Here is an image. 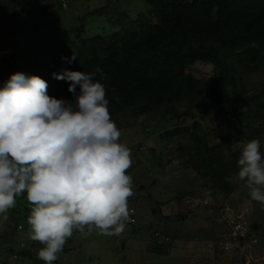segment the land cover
<instances>
[{"label": "trees", "instance_id": "1", "mask_svg": "<svg viewBox=\"0 0 264 264\" xmlns=\"http://www.w3.org/2000/svg\"><path fill=\"white\" fill-rule=\"evenodd\" d=\"M145 1L154 19H131L120 13L119 19H131L132 24L106 35L86 36L80 26L75 29V40L69 38L66 47L58 41L56 49L23 50L24 61L17 67L45 79L50 96L67 100L74 99L68 82L55 79L53 73L66 68L93 73V79L107 88L112 119L131 106L147 107L163 119H176L161 136L181 135L191 144L173 149L176 154L170 170L178 171L193 162L199 176L227 197L233 181L225 178L238 171L241 143L253 138L264 141V76L251 77L264 69V0ZM54 3L56 0H0L4 36L24 35L35 20L33 12L46 11ZM105 10L101 6L94 11ZM72 56L76 58L70 63L62 59ZM195 62L211 64V75L196 77L188 70ZM191 113L198 119L189 125L177 124ZM199 119L214 123L216 134ZM235 141L240 145L226 154ZM145 148L136 146V150ZM21 210L17 213L30 214V205ZM33 242L34 252L29 256L34 264H45L37 257L44 245ZM67 249L63 247V251ZM53 264H58L57 259Z\"/></svg>", "mask_w": 264, "mask_h": 264}, {"label": "rangeland", "instance_id": "2", "mask_svg": "<svg viewBox=\"0 0 264 264\" xmlns=\"http://www.w3.org/2000/svg\"><path fill=\"white\" fill-rule=\"evenodd\" d=\"M101 6L106 10L94 11ZM123 12L131 19L138 16L154 19L155 16L145 0H56L46 11L33 12L35 20L30 22L24 35L4 36L0 22V87L12 73L20 71L17 66L24 61L23 50L56 49L60 47L58 41L66 47L69 38L75 40V29L80 26L86 36L113 33L132 24L131 19L118 18ZM8 56L12 58L9 62L5 60ZM188 70L196 77L207 78L212 65L195 62ZM256 72L251 77L264 76V69ZM196 118L191 113L177 124L189 125ZM113 120L121 133L120 142L131 149L133 163L127 174L132 177L134 195L129 197L128 207L135 211V222L127 220L123 233L112 236L101 234L91 225L83 226L85 232L88 227L93 228L84 236L74 228L63 246L68 249L58 253V264H223L219 262L221 255H214L209 244L230 233L228 220L234 232L247 228L251 222L258 224L257 228L246 229L243 242L250 245L252 258L264 255V206L250 198L243 181L233 180V189L225 197L221 190L210 186L209 180L199 176L193 162L178 171L170 170L174 164L170 160L176 154L173 149L191 144L181 135L161 136L163 130L173 127L176 119H163L147 107L131 106L116 114ZM200 122L211 134H216L214 123L208 119ZM240 143L235 141L226 154ZM140 144L146 148L136 150ZM260 150L264 151V141ZM165 162L168 163L165 165ZM196 196L205 199L207 204L198 208L187 203ZM182 203L191 208L186 209ZM24 206L29 207L26 194L17 197L16 206L8 211L6 219L0 214V264H34L29 256L34 252L31 246L34 242L29 238V213H17ZM180 208L187 214L186 218L174 216V210ZM18 224L21 229H17ZM154 232L160 236L153 238ZM253 238L258 240V248ZM20 241L22 250L18 247ZM230 245L232 261L247 259V254L234 241ZM154 246V251H148Z\"/></svg>", "mask_w": 264, "mask_h": 264}, {"label": "clouds", "instance_id": "3", "mask_svg": "<svg viewBox=\"0 0 264 264\" xmlns=\"http://www.w3.org/2000/svg\"><path fill=\"white\" fill-rule=\"evenodd\" d=\"M93 75L67 68L53 73L68 82L72 100L50 96L45 79L20 71L0 87V214L6 219L26 194L29 238L44 245L37 257L45 264H53L74 228L82 236L93 231L85 232V225L120 235L130 215L131 149L120 142L107 88ZM260 148L257 138L242 142L238 171L225 179L243 181L250 198L264 206Z\"/></svg>", "mask_w": 264, "mask_h": 264}, {"label": "flooded vegetation", "instance_id": "4", "mask_svg": "<svg viewBox=\"0 0 264 264\" xmlns=\"http://www.w3.org/2000/svg\"><path fill=\"white\" fill-rule=\"evenodd\" d=\"M214 199H215V195H214ZM190 200L191 201H189L187 203L192 204V206H195L198 208H201V205L207 204L206 200L202 199L199 196H196L195 198H192ZM183 205L186 209L191 208L190 206H186L185 203ZM220 208H221L220 210H223V206H220ZM223 212L224 211H222V213ZM173 213H174V216H177V217H181V218L187 217V214L183 213L181 208L175 209ZM209 214L210 215L212 214V210L210 211ZM228 218H227V220H228ZM228 224L231 226L230 233H226L224 238H222V240H213L209 244L211 247L210 251L214 255H219V254L221 255L219 262H221L223 264H264V255L259 256L257 258L256 257L252 258L251 254H250V252H251L250 245H245L243 242L244 238H245L246 229H253V226H255V225L258 226V224H256L255 222H251V223L247 224V226H248L247 228H243L240 232H237V231L234 232V228L230 224L229 220H228ZM237 233H239V234H237ZM233 241L236 243V246L240 247L245 252V254H247V259L245 261H232L230 259L231 251L229 250V247L231 246L230 244L233 243ZM252 242L255 243V248L259 247L258 246V240L256 238H253Z\"/></svg>", "mask_w": 264, "mask_h": 264}, {"label": "built area", "instance_id": "5", "mask_svg": "<svg viewBox=\"0 0 264 264\" xmlns=\"http://www.w3.org/2000/svg\"><path fill=\"white\" fill-rule=\"evenodd\" d=\"M134 212V210H133V208H129V218H128V222L129 223H134L135 222V218H134V216L132 215V213ZM22 228V226L20 225V224H18L17 225V229H21ZM156 235H158V233L156 232L155 233ZM20 245H22V243L20 244Z\"/></svg>", "mask_w": 264, "mask_h": 264}, {"label": "crops", "instance_id": "6", "mask_svg": "<svg viewBox=\"0 0 264 264\" xmlns=\"http://www.w3.org/2000/svg\"><path fill=\"white\" fill-rule=\"evenodd\" d=\"M148 175H149V174H148ZM20 242H21V241H20ZM20 242H19V244H20ZM19 244H18V247H19L20 249H22L21 246H19Z\"/></svg>", "mask_w": 264, "mask_h": 264}, {"label": "water", "instance_id": "7", "mask_svg": "<svg viewBox=\"0 0 264 264\" xmlns=\"http://www.w3.org/2000/svg\"><path fill=\"white\" fill-rule=\"evenodd\" d=\"M253 227H256L257 228V225L253 226Z\"/></svg>", "mask_w": 264, "mask_h": 264}]
</instances>
